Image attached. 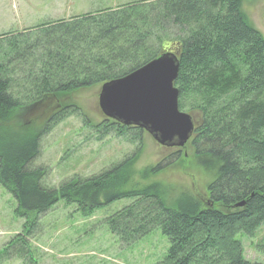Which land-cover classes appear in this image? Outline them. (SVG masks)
<instances>
[{
  "label": "trees",
  "instance_id": "trees-1",
  "mask_svg": "<svg viewBox=\"0 0 264 264\" xmlns=\"http://www.w3.org/2000/svg\"><path fill=\"white\" fill-rule=\"evenodd\" d=\"M147 1L44 26L40 31L57 36L34 47L29 33L16 44L0 37V186L20 217L38 216L58 201L89 211L132 199L109 220L111 231L140 239L148 227L159 229L169 245L157 264H259L243 258L240 240L264 226V40L241 0ZM143 7L161 10L152 17ZM167 33L173 38L164 43ZM166 51L177 57L178 109L194 123L193 159L210 174L203 204L158 182L126 190L136 185L139 153L91 178L45 188L44 171L32 167L48 126L43 118L60 112L70 94L122 78ZM103 122L101 135L141 148V130Z\"/></svg>",
  "mask_w": 264,
  "mask_h": 264
},
{
  "label": "rangeland",
  "instance_id": "rangeland-1",
  "mask_svg": "<svg viewBox=\"0 0 264 264\" xmlns=\"http://www.w3.org/2000/svg\"><path fill=\"white\" fill-rule=\"evenodd\" d=\"M141 3L150 1L0 0V37L7 44H16L22 41L19 36L29 33L28 41L34 47L38 41L57 36L53 31H40L44 26ZM241 6L249 24L264 40V0H241ZM159 10L146 9L144 13L153 17ZM172 38L170 33L161 36L164 43ZM1 44L7 51V44ZM150 45L156 46L154 38ZM100 86L70 94L59 102L60 112L48 114L49 121L43 118L47 130L32 162L33 168L44 171L42 185L58 189L70 181L96 176L139 153L133 166L136 185L129 184L126 190L158 182L162 189L173 190L174 196L177 193V198L187 194L203 204L210 174L193 159L188 143L181 149L162 147L141 131L140 148L124 137L101 135L104 118L97 105ZM173 153L178 155L177 162L167 160ZM158 164L159 173L141 177L143 171H151ZM131 203L132 199H120L83 211L74 203L58 201L38 216L20 217L15 200L0 186V264H157L169 245L159 229L148 227L150 232L140 239L120 238L111 231L109 220ZM240 241L246 261L264 264V226L253 238L242 237Z\"/></svg>",
  "mask_w": 264,
  "mask_h": 264
},
{
  "label": "water",
  "instance_id": "water-1",
  "mask_svg": "<svg viewBox=\"0 0 264 264\" xmlns=\"http://www.w3.org/2000/svg\"><path fill=\"white\" fill-rule=\"evenodd\" d=\"M177 72L176 55L166 51L128 75L103 83L97 101L101 115L145 132L162 147L183 148L194 123L178 109Z\"/></svg>",
  "mask_w": 264,
  "mask_h": 264
},
{
  "label": "flooded vegetation",
  "instance_id": "flooded-vegetation-1",
  "mask_svg": "<svg viewBox=\"0 0 264 264\" xmlns=\"http://www.w3.org/2000/svg\"><path fill=\"white\" fill-rule=\"evenodd\" d=\"M173 149H176L175 147H172ZM178 149V148H177Z\"/></svg>",
  "mask_w": 264,
  "mask_h": 264
}]
</instances>
